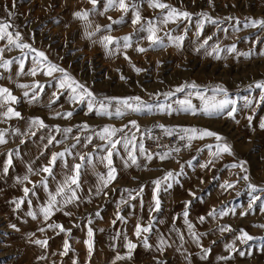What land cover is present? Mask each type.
Listing matches in <instances>:
<instances>
[{"label":"rangeland","instance_id":"374dc122","mask_svg":"<svg viewBox=\"0 0 264 264\" xmlns=\"http://www.w3.org/2000/svg\"><path fill=\"white\" fill-rule=\"evenodd\" d=\"M38 1L22 3L27 11L23 19L39 21L34 29L29 28L30 21L23 22L22 26L18 24L15 17L19 15L15 14L6 16L4 20L0 17V22L10 23L12 27L9 31H19L23 42L43 51L48 62L65 69L71 77L88 86L98 99L139 96L149 103L166 102L177 107L174 101L184 99L191 90L176 93L170 100H166L163 94L195 82L202 91H207L209 97L212 95L209 90L211 87L222 86L227 89L229 98L236 100L237 112L235 119L226 113L210 117L203 114L141 115L129 112L123 118H110L98 115L95 111L90 113L86 104L70 102L67 91L63 95L58 93L59 99L53 96V92L57 91L55 77L60 73H55L51 79L43 71H38L35 76L20 74L17 61L27 57V73L33 66L34 53L28 49L7 46L6 40L0 41V48H4L3 58L14 61L8 68L0 67V87L9 89L17 97V101L13 102L7 99V93L0 96V118L6 125L21 122L23 127L39 118L48 126H37L39 137H28V141L23 139L22 147L26 146L27 151L20 168L11 166L4 173L5 167L0 161V264H264V227H260L264 225V211H261L264 206V128L260 127L264 123V102L259 100L262 90L255 87L257 83L264 82V28L244 27L245 23L253 19H264V0H160L191 14L190 19L179 17L166 25L160 23V20L168 10L152 7L150 0H146L150 13H140L141 24L137 25L113 23L120 21L123 16L116 13H89L87 19L77 18L75 12L69 13L68 6L62 7L55 0H42L41 4ZM125 1L131 4L134 0ZM137 3L142 5V0H137ZM39 6L40 13H36L35 8ZM77 6L74 4V7ZM0 9L8 10V7L0 5ZM202 14L211 19L205 20ZM148 21H152L159 29L158 36L166 45L165 48L152 50L149 47L146 39L148 33L140 30L141 25H146ZM39 25L45 28L41 30ZM97 26L99 31L96 30ZM109 26L110 30H107ZM89 33L92 35L89 36ZM105 35L114 38L107 48L102 43ZM176 36H184L180 47L175 46L170 39ZM209 36L212 39L201 48L203 40ZM125 37H131V47H123ZM117 40L120 41L118 51L115 43ZM215 44H219L221 49L235 44L237 51L220 52L217 59V54L212 52ZM138 47L148 51L140 53L136 50ZM239 53L251 55L246 57ZM125 56L129 59H125ZM135 68L142 71L138 73ZM121 76L125 79H121ZM36 83L44 86L43 92L38 88L19 87L20 84L31 86ZM50 84L51 87L48 86ZM25 91L29 92V96L24 95ZM139 91H144V94ZM34 93L37 94L35 100L32 99ZM189 98L198 108L202 106V101L195 95ZM245 98L253 101L251 106L245 107ZM8 107L20 112V118L9 119L3 116ZM112 107H115L114 99ZM68 111L73 112L71 118L56 117V113ZM248 116H252L251 122ZM131 120L137 122L139 131L160 128L158 125L177 130L181 127L211 130L224 137V140L217 141L213 137L207 144L196 142V150L201 151L212 145L211 150L214 152L217 143H227L232 154L223 153L219 157L209 158L208 161L212 160L213 163L206 168L204 183L191 188L188 193L183 190L177 204H166L165 198L161 196V210L153 212V206L146 208L123 204L130 190L125 191V181L119 177L120 173L125 176L128 172L121 159L127 154L120 145L119 155L115 154V150L113 155V160L118 162L115 164L118 177L114 181L118 189L113 193L114 196L111 197V191L106 188L101 194H96L101 181L94 183L97 180H94L92 173L85 171L84 165L81 169L80 189L77 190L80 199L62 204L61 210L55 211L45 222L40 208L46 205L48 193L54 194L65 175L71 174L72 166L80 163L77 153H90L94 148L93 143L84 147L86 141L77 144L69 141L68 137H97L95 133L106 126L119 129L124 125H128V128L119 133L118 137H131L138 132L129 124ZM85 124L86 129L81 127ZM52 128H59L61 131L56 133L66 136L56 137V141L61 143H48L50 137L46 136L52 133ZM66 128H71L72 132L65 135L63 129ZM104 143L101 141L100 145ZM135 143L140 144L137 139ZM74 144L75 148L72 147ZM193 146L192 141L190 152ZM66 148L71 149L73 155L66 154L67 167L62 160L57 159L53 176L28 172V162L32 169H40L49 164L52 153L65 151ZM9 154L13 161L14 152L9 151L6 156ZM233 164L237 167H231ZM241 164L243 167H240ZM25 175L29 176L32 183L19 182L18 178ZM244 175L249 177L247 181L242 179ZM45 178L47 188L41 185V180ZM33 184L36 185L34 189ZM226 184H233L234 187L227 188ZM250 185L257 190L252 191ZM24 187L33 189L35 195L30 192L25 197ZM166 192L161 189L162 195ZM190 192H194L195 197ZM254 196L260 199L253 203ZM19 200L24 202L17 208L14 202ZM185 202H190V206L186 208ZM213 210L227 214L209 216L208 213ZM30 211L37 213V219L28 215ZM128 211L134 214H127ZM185 211L188 212V222L194 226L193 231L199 236V242L189 232L184 218ZM118 216H123L124 220L118 219ZM200 217L205 218L203 222ZM150 221H154L153 230L147 235L152 247L145 248L141 239L135 236V228L137 224L146 226ZM49 224H60L66 231L48 228ZM225 226L232 231L221 232L220 228ZM42 228L45 230L41 231ZM89 228L93 231L91 253L86 243L89 240ZM241 229L256 239L247 243L238 239ZM161 236L167 242L163 251L158 250ZM37 240H47V247H41L36 243ZM129 240L137 245L131 259L127 258L126 243ZM65 241L70 246L67 254H64ZM230 244L243 251L244 255L230 250L227 247ZM204 249H210L207 255ZM118 255L124 259L117 260Z\"/></svg>","mask_w":264,"mask_h":264},{"label":"snow or ice","instance_id":"6c2138e0","mask_svg":"<svg viewBox=\"0 0 264 264\" xmlns=\"http://www.w3.org/2000/svg\"><path fill=\"white\" fill-rule=\"evenodd\" d=\"M97 0H90V3L95 5ZM108 6H116L119 9H121L124 12H127L129 9V5L125 3V0H107ZM151 6L165 10L167 9L168 11L166 14L163 15V17L160 20V23L166 25L169 21L175 22V20L179 17H183L184 19H190L191 14L187 11H179L176 8L171 7L170 5L160 2V0H150ZM13 7H15V0H13ZM133 9H136L134 13V17L132 19V24L137 25L141 24V15L138 10V6L133 4L131 6ZM107 10V9H106ZM9 16H12L13 13L9 12ZM74 15L77 18H83L87 19L89 13L88 12H75ZM205 20H210L211 18L208 17L206 14H202ZM111 20V17H109ZM123 21H113V23H122ZM212 23H216V21H212ZM203 26V22H201V28ZM12 27L10 23L6 22H0V41H5L7 42V46H14L15 48L18 49H28L34 55L32 56V64L33 66L30 68V70L25 73V60L27 57L24 59H19L17 63L19 64V72L20 74H25V75H32L35 76L38 71H43L45 75L49 77H53L55 73H60L59 76L55 77V83L57 85V91L53 92V96L56 97V99H59V95H63L65 91L69 93L68 99L70 102L73 104H81L85 105L88 109V112H93L95 111L98 115L102 116H108V117H117V118H123L126 115H128L129 112L132 113H137V114H166V115H172V114H190L192 116H197L200 114H203L205 116H219L222 114H225L228 117H231L235 119V113L237 112L236 108V100L229 98L227 89L223 88L222 86H214L211 87L209 90L212 92V95L209 97L207 95V91H202L200 86L197 85L195 82L192 83H186L180 87H177L173 92H167L164 93V97L166 100H170L176 93H183L185 92L186 89H189L191 91L187 92V96L184 99H178L174 101V103L177 105V107H173L172 104L166 103V102H158L156 104L149 103L147 101L142 100L141 97L136 96V97H130V98H104V99H98L95 94L89 89L88 86L85 84L77 81L75 78L71 77L65 69L57 66L56 64H53L51 62H48L47 56L43 51H39L33 47H31L30 44L23 42V37L19 31L12 32L9 31V29ZM244 27H260L264 28V19L260 20H251L248 23L244 24ZM97 31L100 30L99 26H97ZM110 30V26L109 29ZM142 31H146L148 33L146 39L149 41V47L152 50L156 49H163L166 47V45L163 43L161 38L158 36V31L159 29L153 24L152 21H148L146 25H141ZM224 32H227V29L223 30ZM92 33H89V36H91ZM167 35V34H166ZM113 37L110 35H105L102 39V43H104V46L107 48L109 44L113 43ZM172 40L173 44L175 46L180 47L182 46V42L184 40V36H176V37H170ZM212 37H207L203 40V43L200 45L201 48L205 47L208 45L209 40H211ZM117 44V51L119 50V45L120 41H115ZM132 41L131 37H125L124 38V43L123 47L128 48L131 47ZM9 50H11L9 48ZM140 53H144L148 51V49L144 47H138L136 49ZM227 51L229 53H234L237 51L236 45L233 44L227 49H221L219 44H215L212 47V52L216 53L217 56L216 58H219V53ZM3 53H4V48H0V67L8 68L10 65L13 64V60H7L3 58ZM239 55H244V56H250L251 53H239ZM125 59H129L127 56H125ZM135 67V66H134ZM136 72L142 71L140 68H135ZM121 79H125V77L121 76ZM51 87L52 85H48ZM19 87L28 89L29 87H32L33 89H40V92H43L44 86L40 85L39 83H36L34 85H28V84H20ZM256 88L261 89V95L259 97V100L261 102H264V82L262 83H257L255 85ZM5 93H7V99L16 102L17 97L11 94L9 89L0 87V96H3ZM59 93V95H58ZM222 94V95H220ZM24 95L27 97L29 96V92L25 91ZM195 95L200 101H202V106L199 108L194 105L189 97ZM32 99L35 100L37 99V94H33ZM113 99L115 100V107H112ZM158 99V98H157ZM31 102V101H30ZM55 102V101H53ZM253 103L252 100H249L248 98H245V107L251 106ZM6 118H20L21 113L18 111H15L13 108L8 107L7 110L2 114ZM73 116V112L68 111L65 113H56V117H63L65 119H69ZM247 119L251 122L252 116H248ZM32 127L39 126L40 128H45L48 127L42 119H34L30 122ZM129 124L131 125L132 128H135L137 131H139V125L135 120L129 121ZM81 127L87 128V125H82ZM158 127L162 128L164 130V133L167 136H173L177 135L178 139L180 141H184V147H191L192 141L197 140V139H204L206 137H214L217 141H222L224 140V137L219 135L218 133H215L211 130L208 129H198L196 127H181L179 130L176 128H166L164 125H158ZM261 128H264V123H261L260 125ZM128 128V125H124L122 128H115L112 126H106L99 132H96L95 135L99 138L100 141L105 142L102 146H94L95 149H99L100 152L106 153L104 155H101L98 157L99 162L103 163L105 167L107 168V172L104 175L99 176V180L101 181V184L97 186L96 188V194L99 195L103 192L104 188H107L110 184H112L114 181L117 180L118 177V172L116 167L114 166L113 163V155H114V150L115 154L119 155V150L118 146L122 145L124 150L127 152V158L121 157V159L124 162L125 167H130L132 165H135L136 167H141L139 163V157L137 155V151L139 152V156H143L144 159L148 162H151L153 159H158L159 161L163 162L169 158H172V153L176 152L179 153L181 151L180 146H176L171 148L168 151L165 152H157V153H152L149 152L145 146L141 143L137 145L135 143L136 137L133 134L131 137H128L127 135L125 136H119V133H123L125 129ZM56 132H60L61 130L59 128L55 129ZM63 132L65 135L68 133L72 132L71 128H66L63 129ZM32 135H35L34 132L31 133ZM146 134L151 138V131L146 130ZM75 141L77 144L80 143V137L75 136L74 137ZM92 136L86 137V143L84 144V147H87L88 144H92ZM56 143H61L62 141H56L55 136H51L49 138L48 143L52 144L53 142ZM6 143V140L4 139V133L0 131V144ZM73 148L76 147V145H72ZM209 149H211L213 146L209 145ZM215 151L212 152L213 157H219L223 153H227L229 155L232 154V150L230 145L227 143H217L215 145ZM73 155L71 149L66 148L65 151L59 152V153H52L51 158L49 160V164L47 166H43L40 169L34 170L29 166L28 172L34 175H39L41 172L46 173L47 176H53V168L56 164L57 159L59 158L62 160L67 167V160L65 159V156ZM80 163H75L70 172L71 174L65 175L64 179L58 184V187L55 190V193L53 194L52 192L48 193L49 199L47 200V203L45 206H42L40 208V212L43 215L44 221H48L50 217L54 214L55 211L61 210V205H66L69 203H73L77 200L80 199V197L77 195V190L80 189V175H81V169L84 166L85 160H87L88 164H91L93 167L95 165L93 164V159H94V153H77ZM191 165V161L188 162ZM213 161L209 160L207 163L202 164L201 167L203 168H208L210 164H212ZM12 164L11 160V154H9V159H8V165ZM231 167H237L236 164L231 165ZM240 167H243L241 164ZM4 173L8 172V167L6 166L3 169ZM244 171H247L244 169ZM183 174V165H181V171L174 173L173 171H169L165 174V176L161 179H157L153 181V184L155 185L154 188V204L152 207L153 212H159L161 210V200L159 198V191L161 184H166L168 188H170L172 185L171 183H167L169 180L175 181L180 175ZM54 178V177H53ZM243 180L247 181L249 177L247 175H244L242 177ZM19 182L23 184L25 181L28 183H32V181L29 179L28 175H25L23 178H18ZM203 183V181H201ZM41 185L44 188H47V179H42L41 180ZM36 187L35 184H33V189ZM225 187L227 188H232L234 187L233 184H226ZM252 191H256L257 189L255 186H251ZM33 189H30L28 187L23 188V192L25 197L29 195L30 192H32L33 195H35V192ZM125 191H129L125 189ZM140 191H143L141 188ZM264 191V190H262ZM104 195H107L106 192L103 193ZM190 195L195 197L194 192H190ZM129 196L131 199H135L134 196L131 195V192H129ZM58 197L62 199H58ZM259 196H254L252 197V202L254 203L255 201L259 200ZM23 200L15 201L14 203L16 204V207L19 208L21 204H23ZM29 204H31V200L28 201ZM186 208L190 206V202H185ZM251 207V204L249 205ZM261 211H264V206H262ZM227 213L224 211H221L219 213H216L215 210L212 212H209L208 215L215 217L217 215L219 216H224ZM244 215H247V213H243ZM29 216H31L33 219H37V213L30 211L28 213ZM65 215H70V213H65ZM97 216L99 213L96 214ZM188 212H184V218H185V223L188 226L190 234L199 242V236L193 231V225L188 222ZM120 220H124L123 216H118L117 217ZM204 217H200L201 222L204 221ZM91 223V221H89ZM153 223L154 221H150L146 226L137 224L135 228V236L137 239H141L143 246L145 248H151L152 245L148 241V235L149 233L152 232L153 230ZM13 227H15L13 225ZM260 227H264V225H261ZM48 228L52 229H59L61 232H65L66 230L64 227L60 224H49ZM45 229H41V231H44ZM221 232L224 231H232L230 227H221L220 228ZM88 237L89 240L86 242L88 246V251L89 253L92 252L93 250V243H92V237H93V231L91 228L88 229ZM238 239L242 240L243 242L247 243L248 241H252L256 239L255 237L251 236L248 234L245 230L241 229L240 230V235L237 237ZM181 239H183V236L181 235ZM37 244L41 245V247H47L48 241L47 240H37ZM166 240L163 238V236L160 237L159 239V249L160 251H163L164 246L166 245ZM69 245L67 241L64 243V254H67V251L69 249ZM126 247L128 249L127 253V258L131 259L133 250L136 249L137 245L133 243L131 240L127 241ZM230 250L232 251H239L238 249L235 248L234 244H230L227 246ZM210 249H204L205 255L208 254ZM239 254L241 256L244 255L243 251H239ZM117 260L124 259L122 256H117ZM222 259H226L222 257Z\"/></svg>","mask_w":264,"mask_h":264},{"label":"crops","instance_id":"0c3cea01","mask_svg":"<svg viewBox=\"0 0 264 264\" xmlns=\"http://www.w3.org/2000/svg\"><path fill=\"white\" fill-rule=\"evenodd\" d=\"M25 1H28V0H15V7H13L12 6L13 0H0L1 6L4 5L8 7V10L0 9L1 19L2 18L3 20L6 19V16L9 15L8 13L11 12L15 15H19L15 17V21L22 26V23L27 21V18L23 19V15L27 14V11L24 10L25 6H23V4L26 3ZM41 1L42 0H39L38 2H40L41 4ZM55 1L62 7L68 6L69 13L70 12L73 13L77 11L83 13L86 11L88 13H93V14H99V13L114 14L116 13L118 15H123L120 18L126 24L132 23V19L136 11V9H133L131 7L133 4L138 6V10L140 13L142 14L150 13L149 3L146 0H142V5H139L137 3V0L132 1L131 4L130 2L127 3L125 1V3L129 5V9L127 12L122 11L116 6L109 7L107 0H97L95 5L90 3V0H55ZM33 2H36V0H33ZM74 4L75 5L78 4L77 8L74 7ZM79 4H82V5H79ZM40 7L41 6L35 8V10H37L36 13H40L38 12V9ZM38 23L39 21L37 22L30 21L28 26L29 28L34 29ZM39 26L41 27V30L45 28V27H42V25H39ZM79 29H80V26H79ZM36 42L37 44H40L38 41ZM48 56H52V55L49 54ZM51 78L53 77H50V79ZM140 93L144 94V91H141ZM10 126L11 128L7 129V127H10ZM37 128H38L37 126L32 127L31 125L23 127L21 122L11 124V125H6L4 120L0 118V131L4 133V139L6 140V143L0 144V161H1L2 166L4 167L12 166L16 168V166L21 167L23 165L22 158L26 154L27 149H26V146L24 148L22 147V141L23 139L27 140L28 137L29 138L39 137ZM54 130L55 129L52 128L51 130L52 133L46 137H51V136L66 137V136H63V134L61 135L57 134L56 131ZM32 132H34L35 135H32L31 134ZM212 138L213 137H206L202 140L200 139L193 140L194 146L192 147V150L188 156V159L184 158V160L183 159L180 161L178 160L179 162H176L172 160L171 158L163 162L159 161L158 159H153L151 162H148L144 159L143 156H139V152L137 151V155L139 157V163L141 167H136L135 165L127 167L128 172H126L125 176H122L123 173L119 172L121 174L119 177L123 181H125L127 189L130 190L129 192H131V195L135 197V199H131L128 193L127 196L125 197L126 201L123 204L124 205H141L142 207H146V208L153 206L154 195H155L154 193L155 185L153 184V181L163 178L165 174L169 171H173L174 173L180 172L181 165H183V174L180 175L175 181L169 180L167 182V183H171L172 186L170 188H168L166 184H161L160 191L158 193L160 200H161V196L165 198L166 204H177L178 201L180 200V195L183 190L188 193L191 188H195L196 185L202 183L201 181H203L204 183L205 179L203 176L205 175L206 168L201 167V165L208 162V159L212 157L213 151L209 149L208 146H207L208 148H205L204 150H201V151L196 150L198 148L196 142H199L200 144L202 143L207 144L210 139L212 140ZM68 140L76 142L74 137H68ZM85 141H86V137H80V143L85 142ZM92 143L94 146H101L100 145L101 141L99 140L98 137H93ZM9 151L14 152L13 161L11 165H8V162H6V158L7 157L9 158V156H6V153ZM90 152L94 153L93 164L95 165V167H93L91 164H88L87 160H85L84 168L86 172L92 173L94 175V180L98 181V182L94 181V183H99L100 182L99 176L107 172V168L105 167V165L103 166L102 163H100L98 159V157L103 155V153L100 152L98 148L95 150L93 148V150ZM127 155L124 157L127 158ZM26 157L27 156H25V158ZM189 161H191V165L188 163ZM113 163L115 166V164H117L118 162H115V160H113ZM28 165L31 166V163L28 162ZM141 188L143 189V191H140ZM106 189H109L111 191V194H110L111 197L114 196L113 193L118 189L117 183L113 182ZM161 189L162 190L164 189L167 191L165 195L161 194ZM127 214H134V212L128 211Z\"/></svg>","mask_w":264,"mask_h":264},{"label":"built area","instance_id":"2783aa9c","mask_svg":"<svg viewBox=\"0 0 264 264\" xmlns=\"http://www.w3.org/2000/svg\"><path fill=\"white\" fill-rule=\"evenodd\" d=\"M146 130L151 131V138L146 134ZM136 139L142 143L145 148L152 153L165 152L173 147L180 146L179 153H172V160L178 161L189 156V147H184V141H180L177 135L167 136L162 128L144 129L134 133Z\"/></svg>","mask_w":264,"mask_h":264}]
</instances>
